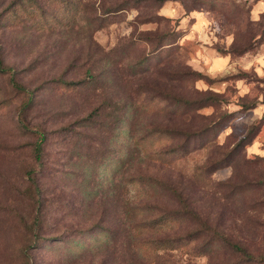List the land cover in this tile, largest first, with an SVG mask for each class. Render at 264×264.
I'll use <instances>...</instances> for the list:
<instances>
[{"label":"rangeland","instance_id":"1","mask_svg":"<svg viewBox=\"0 0 264 264\" xmlns=\"http://www.w3.org/2000/svg\"><path fill=\"white\" fill-rule=\"evenodd\" d=\"M150 33L157 36L150 40ZM163 36L169 45L161 47ZM0 59V264H241L224 249L196 253L198 243L136 258L122 230L134 223L126 209L179 205L169 191L129 181L137 159L117 172L149 129L198 130L229 112L220 129L192 144L198 149L142 170L184 193L211 225L264 254V207L253 208L264 188L230 196L221 184L264 179V126L235 166L205 168L264 118V0H0ZM194 71L207 78L195 79ZM155 89L190 100L211 92L223 102L183 110L149 100ZM42 134L40 164L34 147ZM154 137L141 146H170ZM30 174L39 203L27 197L35 190ZM118 196L128 208L119 209Z\"/></svg>","mask_w":264,"mask_h":264},{"label":"trees","instance_id":"2","mask_svg":"<svg viewBox=\"0 0 264 264\" xmlns=\"http://www.w3.org/2000/svg\"><path fill=\"white\" fill-rule=\"evenodd\" d=\"M146 1L153 2L157 5H163L168 0ZM138 2H143V0H138ZM150 21L156 20L147 19L143 22ZM156 36L153 33H150L147 38L153 40ZM160 41L163 42L161 47L169 45L168 43H165L166 37L164 36L160 38ZM251 46L252 45L246 46L243 49H238L237 56L249 52L251 50ZM1 66L2 61L0 59V69H2ZM192 76H194L195 79L207 78L204 74L198 71L192 72ZM149 96V100L151 101L156 98H161V100L174 103L178 108L195 112L207 106H218L223 102V99L219 94L211 92L205 93L201 97L194 100L176 96L172 93L164 92L158 89L152 91ZM242 106L243 109H249L256 107L257 103ZM231 115L232 113L230 112L223 113V115H220L219 117L222 121L215 120L209 122L198 130H186L175 127H153L140 137L135 138L136 142L134 143V147H132L129 151L127 159L124 160V162L117 168L118 174H121L125 169H128V167L133 164L132 161L137 159L135 161L136 172L129 181L144 185L148 188L169 191L170 194L173 195L174 199L178 201L179 205L178 208L165 209L157 202H143L133 204L130 208L131 211L126 209L125 213L134 218V223L127 229L122 230L129 232V245H127V247L131 249H129V252L134 253L136 258L143 257L142 252L152 256L153 254L162 251H173L180 247L198 243L196 253L202 255H212L217 250L224 249L227 252L236 254L239 258H241V264H264V254L251 252L247 247L235 241L217 227L211 225L208 218L202 217L191 207L189 200L185 197L184 193L169 184L165 179L157 175L146 174L142 170L144 163L146 165H151L153 163L162 165L169 163V160H172V158L176 156H178V158L187 156L190 152L198 149L195 145L192 146L193 143L195 144V142L199 139L207 138L212 131L218 130V126L224 121H228ZM263 126L264 118L262 117L260 120L250 125L247 133L239 139L232 151H229L222 159L215 160L207 165L205 167L206 171L213 173L221 168L235 166L234 160L240 156L242 150L252 144ZM221 129L223 128L221 127ZM154 136H156V140L167 139L170 146H166L161 150H151L146 146H141V144L145 145L148 140L155 138ZM130 137L133 138V135ZM45 139L44 134L40 135V138L34 147L35 158L40 164L43 161V144ZM249 162H251V160L245 158V163ZM29 177L35 185V190L30 188V190H28L27 197L28 199L39 203L40 192L39 187L36 185V179L31 174ZM221 184L228 189L230 196H236L237 194H245L247 191L258 187L264 188V179L257 182H249L246 180L235 181L231 178L227 181L221 182ZM117 203L119 209L124 207L128 208L120 196H118ZM254 204V209L262 208L264 207V200H256ZM189 223L195 224V227L186 233L177 236L167 234V232L173 227H181ZM36 229L37 228H31L33 232ZM137 262H140L139 264H147L144 261Z\"/></svg>","mask_w":264,"mask_h":264}]
</instances>
